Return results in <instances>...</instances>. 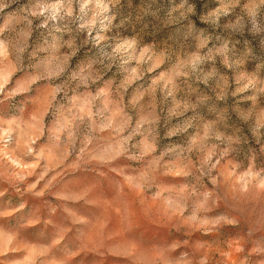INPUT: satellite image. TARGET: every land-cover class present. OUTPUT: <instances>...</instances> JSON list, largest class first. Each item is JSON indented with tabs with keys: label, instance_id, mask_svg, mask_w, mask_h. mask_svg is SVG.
<instances>
[{
	"label": "clouds",
	"instance_id": "clouds-1",
	"mask_svg": "<svg viewBox=\"0 0 264 264\" xmlns=\"http://www.w3.org/2000/svg\"><path fill=\"white\" fill-rule=\"evenodd\" d=\"M0 264H264V0H0Z\"/></svg>",
	"mask_w": 264,
	"mask_h": 264
}]
</instances>
